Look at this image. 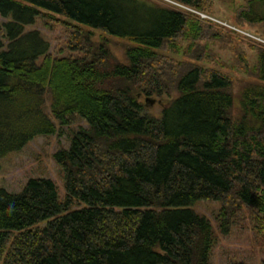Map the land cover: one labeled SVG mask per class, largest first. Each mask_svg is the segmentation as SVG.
I'll list each match as a JSON object with an SVG mask.
<instances>
[{
    "label": "trees",
    "instance_id": "obj_1",
    "mask_svg": "<svg viewBox=\"0 0 264 264\" xmlns=\"http://www.w3.org/2000/svg\"><path fill=\"white\" fill-rule=\"evenodd\" d=\"M216 1L0 0V158L87 125L53 154L62 199L46 178L0 187V264H211L201 201L222 235L246 215L264 234V0H220L229 25ZM37 17L70 55L25 30Z\"/></svg>",
    "mask_w": 264,
    "mask_h": 264
},
{
    "label": "rangeland",
    "instance_id": "obj_2",
    "mask_svg": "<svg viewBox=\"0 0 264 264\" xmlns=\"http://www.w3.org/2000/svg\"><path fill=\"white\" fill-rule=\"evenodd\" d=\"M233 8L220 0H217L213 8V16L224 23H233ZM57 16V15H55ZM58 17V16H57ZM44 19L37 17L33 25L25 26V30H38L50 43V53L54 56H68L71 51L66 48V29L62 25H44ZM5 19L0 17V24ZM53 22V21H51ZM251 30V29H250ZM249 30V31H250ZM247 32V31H246ZM250 37L258 39L250 34ZM100 33H96L95 39H99ZM122 40L110 37V49L123 60ZM223 60L230 61L231 54L227 50L218 51ZM73 54V53H72ZM40 61V59H39ZM144 100V98H141ZM165 98H152L146 102L145 111L149 114H158L165 104ZM45 111L49 114L47 105ZM159 115V114H158ZM87 127L86 123L75 118L63 127L57 123V131L54 134L40 136L33 139L26 147L5 158H0V187L8 192H19L22 187L32 178H46L55 182L59 198L64 196L63 178L58 165L55 163L53 154L60 147H68L73 134L80 128ZM83 204L73 208H82ZM221 207L220 202L201 201L195 205V209L204 214L212 223L217 232V241L211 254V264H232L244 262L245 264H262L264 262V234L256 233L250 218H246L234 225L228 235H222L217 231L215 217Z\"/></svg>",
    "mask_w": 264,
    "mask_h": 264
},
{
    "label": "built area",
    "instance_id": "obj_3",
    "mask_svg": "<svg viewBox=\"0 0 264 264\" xmlns=\"http://www.w3.org/2000/svg\"><path fill=\"white\" fill-rule=\"evenodd\" d=\"M202 17H206L204 14H201Z\"/></svg>",
    "mask_w": 264,
    "mask_h": 264
}]
</instances>
